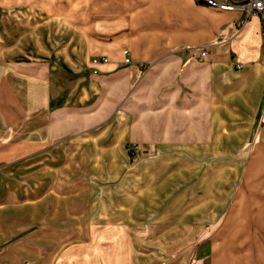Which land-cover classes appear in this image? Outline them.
I'll list each match as a JSON object with an SVG mask.
<instances>
[{
  "label": "crops",
  "instance_id": "0c3cea01",
  "mask_svg": "<svg viewBox=\"0 0 264 264\" xmlns=\"http://www.w3.org/2000/svg\"><path fill=\"white\" fill-rule=\"evenodd\" d=\"M52 14L0 0V264H68V242L102 215L97 185L133 204L161 162L181 174L185 161L190 221L212 229L200 263L264 264L259 16L198 0H96L92 42H53Z\"/></svg>",
  "mask_w": 264,
  "mask_h": 264
},
{
  "label": "rangeland",
  "instance_id": "374dc122",
  "mask_svg": "<svg viewBox=\"0 0 264 264\" xmlns=\"http://www.w3.org/2000/svg\"><path fill=\"white\" fill-rule=\"evenodd\" d=\"M35 5L38 10L52 8L53 42L66 38L92 42L96 36V0H35ZM138 159L139 155L133 154V164L137 165ZM161 163L164 169L162 165L146 191L134 193L137 201L133 204H123L124 193L117 194L114 204L109 200L114 195L108 192L107 183L96 186V205L100 204L102 215L85 218V241L68 242V264H202L198 253L212 229H202L190 221L193 204H189L188 161L180 166L181 174L172 168L174 163ZM157 167L158 163L155 170ZM200 205L197 212L203 215ZM130 206L133 213L124 216ZM109 210L115 211V218L109 217L113 216ZM114 234L122 240H109ZM125 234L131 240L124 241ZM96 236L101 239L96 240Z\"/></svg>",
  "mask_w": 264,
  "mask_h": 264
},
{
  "label": "built area",
  "instance_id": "2783aa9c",
  "mask_svg": "<svg viewBox=\"0 0 264 264\" xmlns=\"http://www.w3.org/2000/svg\"><path fill=\"white\" fill-rule=\"evenodd\" d=\"M198 2L210 6L214 9L222 11H237L244 15V20L251 15L259 16L262 26V35L264 36V0H198ZM125 62H130L128 51H125ZM207 51L204 50L202 55H206ZM106 57H94L92 63L99 65L107 63Z\"/></svg>",
  "mask_w": 264,
  "mask_h": 264
}]
</instances>
